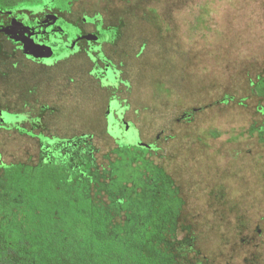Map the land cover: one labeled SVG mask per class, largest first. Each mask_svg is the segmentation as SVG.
Segmentation results:
<instances>
[{
  "label": "rangeland",
  "instance_id": "rangeland-1",
  "mask_svg": "<svg viewBox=\"0 0 264 264\" xmlns=\"http://www.w3.org/2000/svg\"><path fill=\"white\" fill-rule=\"evenodd\" d=\"M101 2L75 0L72 9L99 8ZM108 4L126 18L120 42L106 48L110 58L123 60L122 77L130 81L128 90L121 85L117 92L131 104L126 118L141 128L145 144L160 131L165 134L161 137H169L161 157L150 154L154 163L172 172L175 180L199 178L197 192L192 182L181 184L183 211L176 225L196 238L194 248L203 262L244 264L245 254H260L257 262L264 264V241L258 249L236 242L239 223L246 218L240 210L245 205H253L244 213L256 215L254 222L264 228V218L259 220L264 216V147L260 149L256 135L246 133L251 122L264 124V99L247 95L243 81L247 71L257 77L256 71L264 67V0H108ZM111 72L106 77L109 82L116 76ZM258 75L263 76L264 70ZM75 87L67 92L74 91L76 108L60 105L59 117L49 121L43 136L92 134L98 148L95 161L102 169L107 152L116 146L105 134L104 111L110 94L97 89L85 75ZM224 91L235 94L236 102L219 103ZM184 111L191 114L183 118ZM10 118L20 122L25 116ZM129 127V134L136 135L134 127ZM13 133L2 130L0 134V163L36 162L38 140ZM132 135L120 143L130 144L135 139ZM206 148L213 157L205 156L203 169L190 173V160L204 155L198 151L207 152ZM219 181L225 192L217 200V191L205 189ZM244 183L248 190L241 194Z\"/></svg>",
  "mask_w": 264,
  "mask_h": 264
},
{
  "label": "trees",
  "instance_id": "trees-1",
  "mask_svg": "<svg viewBox=\"0 0 264 264\" xmlns=\"http://www.w3.org/2000/svg\"><path fill=\"white\" fill-rule=\"evenodd\" d=\"M86 139L52 145L35 164H0V264H205L145 147L118 149L101 169Z\"/></svg>",
  "mask_w": 264,
  "mask_h": 264
},
{
  "label": "flooded vegetation",
  "instance_id": "flooded-vegetation-1",
  "mask_svg": "<svg viewBox=\"0 0 264 264\" xmlns=\"http://www.w3.org/2000/svg\"><path fill=\"white\" fill-rule=\"evenodd\" d=\"M74 1L0 0V134L4 130L15 132L20 137L26 135L29 138L38 140L39 146L36 162L30 163L18 160L10 162L35 164L43 151L53 148L52 145H75L83 137H87V143L92 144L97 152L98 148L92 141L93 135L89 133L69 137L54 136L46 138L43 136L49 121L59 117L60 105L66 108H76L74 91L72 95L67 91L70 87L76 88L75 85L83 75L87 79L90 78L92 82L94 81L97 89H104L110 94L104 111L105 134L114 140L116 146L107 152L109 160L113 157H119L118 153L115 152L116 150H123V147H127L133 151L137 144L145 147L148 156L155 152L156 155L161 157L162 145L166 144L165 142L169 137H161L165 134L160 131L155 134L151 143L145 144L142 141L141 128L126 118L127 111L131 108L128 98L117 96L121 85L127 90L130 88V81L122 77L124 73L122 69L124 66L123 60L116 62L113 58H110L106 48L109 50V47L118 45L125 28L122 22L126 18L109 9L108 0H102L101 5H98L99 8H89L84 11H73ZM152 12L156 13V11ZM87 64L89 68H87ZM110 71L113 75H116L113 77V82H109V79L106 78ZM248 72L244 80L246 82L244 86V88L246 87V94L251 97L256 96L260 100L264 99V96L254 91L256 77L251 76V73ZM255 76H258V74L256 73ZM229 92L224 91L219 103L224 100H226V104L236 102L235 94ZM111 106H113L112 112H110ZM19 114L25 116L20 122H15L10 118V116L14 117ZM190 114L191 112L184 111L182 117L187 118ZM110 120H112V123H110ZM130 125L134 127L136 135L129 134ZM246 130L248 135H256L258 143L262 144L259 146L260 149L263 148L264 124L253 121ZM215 133V131L210 132L212 135H215ZM115 134H118V136H114ZM210 134L208 133L206 139L211 138ZM131 135L135 139L130 140V144L120 143L121 139ZM53 138L58 139L55 144H50L49 141ZM70 138L76 139V141L73 140L72 142L69 140ZM202 144L204 146L208 145L207 142ZM206 151H198L203 152L204 155L196 154L194 159L190 160L189 164L192 168L190 173L203 169L206 162L205 156L208 157V160L213 157L207 148ZM122 153L123 156H128L125 155L126 152ZM191 153H195V151ZM155 164L171 179L172 188L175 191V203L178 208L175 221L176 224H179L183 211V200L180 195L181 186L192 182L191 186H195L194 189L197 192L196 188L200 187L199 178L189 181L187 179L185 181L175 180L172 172L167 173L161 165ZM219 183L210 190L205 189V192L208 191V193L217 191V195H215L217 200L225 192L224 186L220 181ZM245 183L241 184L240 189L243 191L241 194L248 190ZM249 192L251 193V190ZM241 194L240 201H244L241 199ZM253 200L255 201L256 198ZM246 208L253 209V205H245L240 209L243 211L242 216L246 218L242 217L239 223L241 232L236 242L238 241V244L240 242V245L248 242L246 247L250 243V249H258L262 246L258 244L264 241V228L258 224V221L254 222L256 215L251 217L248 213H244L247 210ZM263 218L264 216L260 217L259 220ZM184 235L190 236L193 241L196 239L188 230L184 231ZM229 256L231 257V255ZM243 257H246L242 260L244 264L252 262L258 264V259L261 261L260 254H245ZM213 264H228V262Z\"/></svg>",
  "mask_w": 264,
  "mask_h": 264
},
{
  "label": "water",
  "instance_id": "water-1",
  "mask_svg": "<svg viewBox=\"0 0 264 264\" xmlns=\"http://www.w3.org/2000/svg\"><path fill=\"white\" fill-rule=\"evenodd\" d=\"M125 125H126V126H128V124H127V123H125Z\"/></svg>",
  "mask_w": 264,
  "mask_h": 264
}]
</instances>
